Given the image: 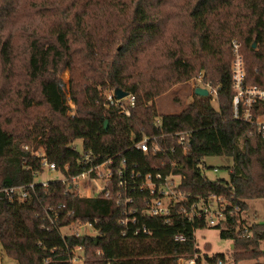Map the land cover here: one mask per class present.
Here are the masks:
<instances>
[{
  "label": "trees",
  "instance_id": "obj_1",
  "mask_svg": "<svg viewBox=\"0 0 264 264\" xmlns=\"http://www.w3.org/2000/svg\"><path fill=\"white\" fill-rule=\"evenodd\" d=\"M19 2L0 0V188L32 183L33 173L41 169L32 152L44 151L69 178L113 160V196L121 191L118 170L126 161V180L135 174V198L150 200L139 185L160 171L183 177L181 188L191 199L225 197L233 205L230 210L237 208L239 213L247 200H264V139L257 127L234 119L232 76V41L238 40L248 84L264 88V0H187L196 41H189L188 49L183 33L164 36L167 17L162 12L170 0H47L37 10L28 4L25 10H33L44 22L32 35L9 29L20 13ZM16 68L25 83L10 86ZM64 69L71 72L74 113L66 103L65 81L54 74ZM199 74L212 84L215 98L193 92L192 103L169 116L149 106ZM117 89L136 99L129 118L108 102L107 92ZM181 134H187L184 146L179 143ZM143 137L156 138L161 150L155 155L139 151L135 143ZM78 141L82 152L75 146ZM210 157L233 160L228 180L204 175V162ZM35 192L27 203L0 196V245L15 264L64 259L66 245L82 246L92 262L178 264L181 257L195 253L194 234L206 229L218 230L234 247L231 257L214 255L207 258L208 264H264V224L249 226L235 214L208 228L203 220L188 222L180 205L168 224L144 214L151 235L124 237V207L117 205L116 197H84L58 183ZM49 207L59 216L53 224L47 220ZM76 221L91 222L97 235L63 240L60 228ZM178 235L186 242H176Z\"/></svg>",
  "mask_w": 264,
  "mask_h": 264
},
{
  "label": "built area",
  "instance_id": "obj_2",
  "mask_svg": "<svg viewBox=\"0 0 264 264\" xmlns=\"http://www.w3.org/2000/svg\"><path fill=\"white\" fill-rule=\"evenodd\" d=\"M242 44L238 40L232 41V76H233V90L235 97L233 100L234 119L246 124L257 127L258 134L264 139V89L257 86H250L247 80V72L244 54L242 51ZM66 78H69V73H66ZM214 93V92H213ZM216 93V92H215ZM212 94V93H210ZM110 106H117L120 108L121 116L130 117L131 108L135 105V98L131 97L130 101L117 100L115 92L108 97ZM119 103V104H118ZM125 103V104H123ZM259 113V115H257ZM161 125V124H159ZM183 138L179 140V143L186 145L187 134H181ZM135 147L144 154H157L161 150V145L157 139H151L150 137H143L141 140L135 143ZM24 150L29 152L30 149L25 147ZM175 151V150H174ZM33 156L40 159V170L33 173V182L28 185H14L6 188H0V196L6 197L11 202L27 203L33 196L36 195L37 187H41L43 190H49L54 183L63 184L68 186V191L77 193L84 197H98L103 195L105 198L116 197L117 205L124 207L123 219L120 221V225L124 228L123 236L128 235H151V229L144 224L143 216L147 214L153 218H161L166 224L172 220L171 215L175 208L182 205L179 208L180 214L190 223H194L197 220H203L208 228L218 227L221 223L227 221V216L233 217L234 210L229 211L223 205L221 197L210 196L206 201L203 197L197 199H191L190 194H185L181 186L183 184V177L174 176L172 173L164 175L160 171L155 174L147 175L142 183L139 185L140 192H148L151 196L150 200L145 198H135L134 194L137 190V184L131 183L135 179V174L130 175V182L126 180L127 176V162H122V169L118 170V177L120 182L118 188L121 190L115 196L109 186L112 182V172L110 167L114 164L113 160L107 163L93 168L89 171L82 173L80 176L69 178L60 172L55 163L50 162L44 151L37 154L32 152ZM106 167L107 172H103L101 169ZM25 169L28 170L29 164H25ZM218 172L217 169H214ZM47 173H60L63 179L53 182L40 181V178ZM178 178V181H177ZM122 190H125L123 193ZM90 193L93 191V196L85 195L84 193ZM193 201L192 206L188 209L185 206L186 202ZM54 215V218L52 216ZM140 213L142 216H140ZM47 220L50 223L59 219V216L55 214L53 207H49L46 210ZM67 228L73 231L72 234L64 236L61 234V230ZM95 230L94 225L91 222L76 221L60 228L59 234L63 240L69 238L81 239L89 236L87 234H81L82 231L87 229ZM96 232V230H95ZM196 234L195 241H196ZM97 235V232H96ZM186 238L183 235L175 237L176 242L185 243ZM202 249H198L197 243L195 246V253L189 257H181L178 264H208V257H213L211 252H200ZM199 251V252H198ZM6 252L0 245V264L5 262ZM100 256L101 253L99 252ZM46 264H112L108 260H100L92 262L88 260L85 248L82 246H75L69 248L66 245V252L64 259L58 257L56 260H46ZM221 264V262H220Z\"/></svg>",
  "mask_w": 264,
  "mask_h": 264
},
{
  "label": "rangeland",
  "instance_id": "obj_3",
  "mask_svg": "<svg viewBox=\"0 0 264 264\" xmlns=\"http://www.w3.org/2000/svg\"><path fill=\"white\" fill-rule=\"evenodd\" d=\"M43 1L47 0H20V13L19 15L13 18L12 24L9 29L13 33L18 32L19 34L24 33L25 35L39 33V31L44 27V22L35 15L33 10L29 11L25 9L28 8V4H31L32 6H34V10H37L41 8ZM170 1L172 4L165 11L162 12V14L167 17V21L163 26L164 36L171 37L176 34L183 33L187 37L186 41L183 44L185 49H188L189 41H193L194 43H196V41L193 40V33L191 31V26H189V19L186 14V7L189 3L187 2V0ZM46 24L48 25L47 20ZM47 50L48 47H46L45 52ZM45 57L48 58L47 55H45ZM47 64L44 65V69L47 68ZM52 64L56 66L55 61H53ZM66 73H69V75L71 74L69 69H64L62 72H55L54 74L58 78L63 79L65 81V87L63 88V90L66 95V103L67 106L72 109L74 113L77 107L74 106L72 93L69 85L71 75L69 76V78H66ZM202 77L203 75L199 74L198 76L190 80V82L184 85L174 87V91L162 96L161 98L154 100L153 103L149 104V106L156 108L160 116H169L174 114H180L190 103H192L191 93H196V89L198 88L208 90L210 93H212L215 98L216 93L215 90L212 89V84L205 83L202 80ZM23 83H25L24 75L18 68H16L15 75L10 82V86H16L18 84ZM114 92L115 91H108L106 96H109ZM131 97L134 96L129 95L123 100L129 102ZM216 101L217 100L214 99L213 106L216 110H218L219 105ZM157 122L159 126V124H161L160 119ZM75 146L77 148V151L82 152L83 146L81 141L76 142ZM204 164L208 168L203 171L204 175H206L210 180H228L230 176L229 169H231L233 166V160L229 157H210L205 160ZM213 168L217 169L218 172H215ZM101 170L105 173L107 172L106 167L102 168ZM61 179H63V176L60 173H47L40 178V181L53 182L55 180L59 181ZM84 194L88 196H93V191H91L90 193L85 191ZM221 201L228 211L233 207V205L229 202V199L221 197ZM245 203L246 208L244 211H241L239 213V209H234L235 216H240V219L249 226H254L255 224H264V200L253 199L247 200ZM72 233L73 231L71 229L64 228L61 230V234L64 236L70 235ZM81 234L96 236L95 230L91 228L87 229L86 231H82ZM196 243L198 249H202L200 250V252H207L209 247L211 249L210 252L212 253V255H226L228 257H231V246L233 244L228 240H223L218 230L206 229L203 231H198L196 234L195 246ZM261 261H263V259ZM4 264H15V262L11 258H9L8 255H5ZM240 264H255V261H243Z\"/></svg>",
  "mask_w": 264,
  "mask_h": 264
},
{
  "label": "water",
  "instance_id": "obj_4",
  "mask_svg": "<svg viewBox=\"0 0 264 264\" xmlns=\"http://www.w3.org/2000/svg\"><path fill=\"white\" fill-rule=\"evenodd\" d=\"M209 94H210V92H209L208 90H206V89L198 88V89L196 90V95L199 96V97H208ZM115 96H116V99H117V100L121 101V100L127 98V97L129 96V94L123 92V91L120 90V89H117V90H115ZM108 125H109V123L106 122V123H105V129L108 128ZM231 248H232V249L234 248L233 245L231 246Z\"/></svg>",
  "mask_w": 264,
  "mask_h": 264
}]
</instances>
